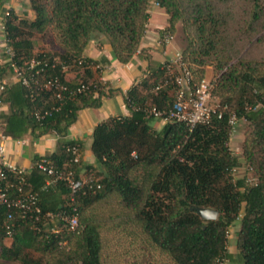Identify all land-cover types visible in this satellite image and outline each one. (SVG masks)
<instances>
[{"label":"trees","instance_id":"16d2710c","mask_svg":"<svg viewBox=\"0 0 264 264\" xmlns=\"http://www.w3.org/2000/svg\"><path fill=\"white\" fill-rule=\"evenodd\" d=\"M154 2L167 14L163 30L174 35L177 24L184 25L186 44L181 54L193 82L198 84L206 68H212V94L225 106L221 117L213 115L191 131L175 120L155 129L154 117L143 107L168 109L174 99L173 86L154 89L164 78L158 67L153 76L125 92L129 115L108 117L93 128L95 165L82 166L80 157L73 163L67 148L75 144L80 154V145L65 135L78 111L99 107L104 97L121 91L101 81L90 82L92 60L84 56L87 44L100 34L119 62H129L142 52ZM27 5L33 18L19 17L13 9L5 14V42L13 56L0 63V78L15 80L6 82L2 93L7 111H0L1 131L14 139L26 132L39 136L54 131L56 150L38 160H49L57 170L71 169L75 178L81 177L84 167L85 175L94 171L99 177H91V188L71 193L63 180L53 181V176L35 167L26 172L25 189L37 192L40 214L35 219L12 210L9 236L7 209L0 206V256L17 264H106L103 231L121 228L129 230L143 250H155L161 264H212L234 258L227 249L226 232L241 215L236 260L264 264V58L246 53L247 45L264 44V0H27ZM36 34L42 39L48 36L55 51L36 52ZM32 59L40 64L29 68ZM13 66L23 69L30 87L14 76ZM68 71H74L77 79L68 80ZM47 77H58L71 89L81 83L88 89L57 99L43 86ZM52 106L58 108L50 110ZM46 109L49 114L35 117L37 110ZM232 113L247 123L242 158L255 177L251 183L232 175L238 166L228 147ZM47 180L51 182L46 184ZM192 206L215 208L218 216L204 220ZM60 210L77 214V226L65 237L44 229L49 220L66 227L47 215ZM6 238H11L9 244Z\"/></svg>","mask_w":264,"mask_h":264},{"label":"built area","instance_id":"2783aa9c","mask_svg":"<svg viewBox=\"0 0 264 264\" xmlns=\"http://www.w3.org/2000/svg\"><path fill=\"white\" fill-rule=\"evenodd\" d=\"M153 4L158 5L157 2ZM173 38L171 33L162 29V31L159 32L158 43L160 46H167L172 43ZM4 50L8 60H10L13 56V51L6 45V42ZM36 64H40V61L32 59L29 62V68H32ZM159 68L164 73V80L159 82L154 89H159L165 85H172L174 87L173 104L168 109H158L155 106L146 105L143 108L148 114L154 118L162 119L165 122L170 120L184 122L188 126L189 131L197 124L208 123L213 115H216L218 118L221 117L222 109L225 108V106H221L218 98L212 94V80L204 78L198 84H195L193 82L192 73L182 58L181 50L175 49L172 55L160 64ZM43 69L44 66L40 67L35 72H41ZM13 71L15 73L14 76L20 78L24 85L28 87L32 85L29 78L23 74V69L13 66ZM33 83L36 84L37 81H33ZM43 86L52 89L57 99H61L64 93L73 95L88 89V85L84 83L71 89L58 77H47L43 82ZM5 87L6 80L0 78V111L4 104L2 93ZM57 108L58 107L52 106L50 110H56ZM50 110L46 109L43 112L37 110L35 112V117L39 119L49 114ZM236 122L237 118L235 114H230L228 123L231 128H234ZM7 136L8 135H5L0 128V206L7 209L4 220L5 231L7 235L10 236L13 232L12 210L18 211L23 217L27 215L37 219L40 214V208L37 204V192L25 189V169L11 164L6 158L4 142ZM67 150H69L72 155L71 161L77 163L80 157L78 146L73 144L69 146ZM34 167L40 172L53 176V181L63 180L71 190V193L81 190L83 186H87L88 188L92 187L93 179L91 177L75 178L71 169L67 171L57 170L52 163L45 158L36 161ZM50 182L51 180H47L46 184ZM96 187H99V184H96ZM47 215L50 218H58L63 221L69 231L74 230L78 224L76 213L66 214L64 211L60 210L55 213L48 212ZM222 261L223 260H216L212 264H222Z\"/></svg>","mask_w":264,"mask_h":264},{"label":"crops","instance_id":"0c3cea01","mask_svg":"<svg viewBox=\"0 0 264 264\" xmlns=\"http://www.w3.org/2000/svg\"><path fill=\"white\" fill-rule=\"evenodd\" d=\"M8 9L19 16L33 18L34 14L27 5V0H3L0 7V63L8 60L5 53L4 42V19ZM162 15L164 21L158 22L153 19ZM167 25V14L161 7L153 6L150 12L146 31L141 41V53H136L129 62H119L104 37L96 34L87 44L84 56L92 60L91 70L93 76L91 81H101L112 88L121 91L109 97H104L99 107H84L77 113L76 120L67 129L66 140H75L80 145V162L82 166L95 165L91 152L92 131L100 121L116 115H129L130 111L124 102L125 92L135 83L153 76L160 64L168 59L176 49L174 43L167 46H160L158 43L159 31ZM78 74L81 75V72ZM74 71H68L66 78L74 81L77 78ZM205 78H213L212 68L207 67ZM7 84L15 80L13 76L4 78ZM7 111V104H3L1 112ZM165 124L162 119L154 118L152 126L160 129ZM57 134L54 131H47L39 136H32L26 132L22 137L14 139L7 136L5 139V152L8 162L25 169L26 172L33 170L38 158L51 154L57 147ZM87 168H82L80 176L83 177ZM90 169V168H89Z\"/></svg>","mask_w":264,"mask_h":264},{"label":"rangeland","instance_id":"374dc122","mask_svg":"<svg viewBox=\"0 0 264 264\" xmlns=\"http://www.w3.org/2000/svg\"><path fill=\"white\" fill-rule=\"evenodd\" d=\"M211 3H214L215 0H210ZM153 6H158L155 4L151 5V10ZM223 12L226 9H223L224 6L220 5ZM239 8H235L238 10ZM161 10L164 9L161 7ZM154 21L163 22V16L158 15L153 19ZM185 35L186 32L184 30V25L180 21L177 24L176 32L173 35V41L176 45V49L182 50L185 46ZM34 49L36 52L39 51H49L54 52L56 46L50 42V38L46 36L44 39L40 37L39 34L35 35L34 38ZM247 45L246 53L250 57L254 58H264V44L260 45ZM213 79V78H212ZM211 79V80H212ZM164 80V78H162ZM161 80V81H162ZM171 87L172 85H165L163 87ZM153 121L151 122V124ZM246 121L244 119H238L234 128L230 127L229 131V140L228 147L231 151L232 155L238 159V166L232 171L233 178L246 177V182L251 183L254 181L252 172L246 167L243 158H242V139L243 134L246 129ZM88 174H84L83 177H94L98 178L99 176L95 175L94 171L86 172ZM18 217V214L15 213L14 218ZM240 217L236 218V220L227 228V249L234 256L233 259L224 258L222 264H241L236 260V233L238 232L240 226ZM45 231L50 232H60L62 236H66L69 233L67 227H64L63 224H60L59 221L49 220L45 223L44 226ZM130 231H123V229L119 228L116 230L103 231V236L106 238L105 240V263L106 264H161V258L158 256V253L155 250L145 249L140 246L138 241L134 238V235L129 233ZM5 242L9 244L11 242V238H6ZM33 256H38L39 252L33 249H28ZM0 264H17L15 260H7L0 256Z\"/></svg>","mask_w":264,"mask_h":264},{"label":"water","instance_id":"95a60500","mask_svg":"<svg viewBox=\"0 0 264 264\" xmlns=\"http://www.w3.org/2000/svg\"><path fill=\"white\" fill-rule=\"evenodd\" d=\"M194 210L204 220H214L218 216V211L212 207L192 206Z\"/></svg>","mask_w":264,"mask_h":264}]
</instances>
